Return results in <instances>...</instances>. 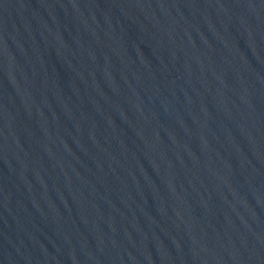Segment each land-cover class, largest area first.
Wrapping results in <instances>:
<instances>
[{
  "label": "water",
  "instance_id": "water-1",
  "mask_svg": "<svg viewBox=\"0 0 264 264\" xmlns=\"http://www.w3.org/2000/svg\"><path fill=\"white\" fill-rule=\"evenodd\" d=\"M0 264H264V0H0Z\"/></svg>",
  "mask_w": 264,
  "mask_h": 264
}]
</instances>
